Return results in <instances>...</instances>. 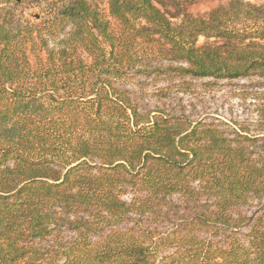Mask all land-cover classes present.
<instances>
[{"label": "trees", "instance_id": "16d2710c", "mask_svg": "<svg viewBox=\"0 0 264 264\" xmlns=\"http://www.w3.org/2000/svg\"><path fill=\"white\" fill-rule=\"evenodd\" d=\"M58 1L41 26L0 9V264H264V90L258 132L227 133L124 86L151 59L264 79V0Z\"/></svg>", "mask_w": 264, "mask_h": 264}, {"label": "rangeland", "instance_id": "374dc122", "mask_svg": "<svg viewBox=\"0 0 264 264\" xmlns=\"http://www.w3.org/2000/svg\"><path fill=\"white\" fill-rule=\"evenodd\" d=\"M227 0H197L185 5V9L192 15H200L213 9ZM258 3L257 0H249ZM58 0H0V9L3 12L13 11L14 17L22 21L41 26L43 18L51 12L52 6L57 5ZM98 4L101 10H106L105 0H92ZM27 23V24H28ZM203 37L198 38L201 44ZM152 67L131 72L124 80V86L128 89L132 99L141 110L158 111L165 114L182 115L190 120L212 121L219 125L227 133L233 128L249 130L257 133L255 120L257 118L256 96L264 90V79L256 77L239 79H214L194 78L186 76L179 78L169 72L155 71L156 59L149 60ZM164 64L167 63L164 61ZM256 203L244 208L246 214L256 210ZM172 219L186 216L179 209L172 213ZM173 222V221H172ZM152 226L158 225L165 229L171 225V221L152 222Z\"/></svg>", "mask_w": 264, "mask_h": 264}]
</instances>
